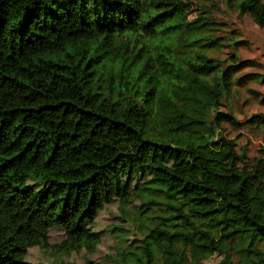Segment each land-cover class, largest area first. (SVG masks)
Returning a JSON list of instances; mask_svg holds the SVG:
<instances>
[{"label": "trees", "instance_id": "trees-1", "mask_svg": "<svg viewBox=\"0 0 264 264\" xmlns=\"http://www.w3.org/2000/svg\"><path fill=\"white\" fill-rule=\"evenodd\" d=\"M228 3L264 27L263 0ZM214 27L202 0H0V264H42L53 228L93 251L114 201L145 233L121 264H264V158L218 133L264 114L219 111Z\"/></svg>", "mask_w": 264, "mask_h": 264}, {"label": "rangeland", "instance_id": "rangeland-1", "mask_svg": "<svg viewBox=\"0 0 264 264\" xmlns=\"http://www.w3.org/2000/svg\"><path fill=\"white\" fill-rule=\"evenodd\" d=\"M202 4L215 21L213 34L222 42L221 48L210 51L209 55L218 60L221 69L232 68L231 91L222 100L219 111L231 114L241 122L254 114H264V27L259 26L250 15L240 14L229 5L228 0H202ZM218 133L234 139L238 151H245L249 162L264 158L262 128L247 126L238 130L224 123ZM139 206L140 201H136L129 209L137 211ZM124 219L118 201L106 204L89 226L92 231L102 233L93 251L59 252L61 249L54 246L64 244L66 234L61 228H53L49 231L51 247L30 248L26 260L42 264H59L60 261L85 264L89 259L96 264H121L119 253L141 246L145 236L132 221ZM230 253L232 264H238L240 253L235 248ZM224 259L223 253H215L203 264H223Z\"/></svg>", "mask_w": 264, "mask_h": 264}]
</instances>
